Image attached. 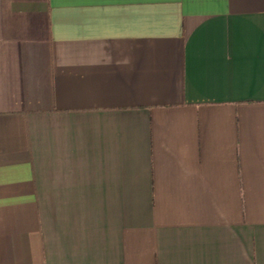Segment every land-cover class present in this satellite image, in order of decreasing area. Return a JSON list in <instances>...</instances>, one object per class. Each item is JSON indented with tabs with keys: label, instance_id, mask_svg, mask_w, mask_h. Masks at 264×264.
Wrapping results in <instances>:
<instances>
[{
	"label": "crops",
	"instance_id": "1",
	"mask_svg": "<svg viewBox=\"0 0 264 264\" xmlns=\"http://www.w3.org/2000/svg\"><path fill=\"white\" fill-rule=\"evenodd\" d=\"M0 264H264V0H0Z\"/></svg>",
	"mask_w": 264,
	"mask_h": 264
}]
</instances>
